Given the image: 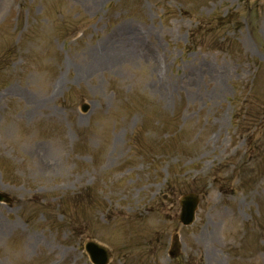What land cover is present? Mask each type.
I'll use <instances>...</instances> for the list:
<instances>
[{"label": "rangeland", "instance_id": "obj_1", "mask_svg": "<svg viewBox=\"0 0 264 264\" xmlns=\"http://www.w3.org/2000/svg\"><path fill=\"white\" fill-rule=\"evenodd\" d=\"M0 191V264H264V0H0Z\"/></svg>", "mask_w": 264, "mask_h": 264}, {"label": "water", "instance_id": "obj_2", "mask_svg": "<svg viewBox=\"0 0 264 264\" xmlns=\"http://www.w3.org/2000/svg\"><path fill=\"white\" fill-rule=\"evenodd\" d=\"M87 109H88L87 106L83 107V111H86ZM0 201H8V199L0 195ZM196 205H197V198L195 196L187 195L182 198L181 200L182 213L179 218L182 224L189 225L193 222ZM178 247H179V243L177 237L175 236L174 242L172 244V248L174 249V255L178 251ZM86 251L88 252L91 260L95 264H105L107 262L108 253L100 246L94 243H88L86 245Z\"/></svg>", "mask_w": 264, "mask_h": 264}]
</instances>
